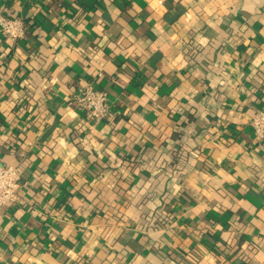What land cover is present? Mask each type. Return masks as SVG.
Here are the masks:
<instances>
[{
	"label": "crops",
	"instance_id": "1",
	"mask_svg": "<svg viewBox=\"0 0 264 264\" xmlns=\"http://www.w3.org/2000/svg\"><path fill=\"white\" fill-rule=\"evenodd\" d=\"M0 264H264V0H0ZM103 90L112 122L75 100Z\"/></svg>",
	"mask_w": 264,
	"mask_h": 264
},
{
	"label": "built area",
	"instance_id": "2",
	"mask_svg": "<svg viewBox=\"0 0 264 264\" xmlns=\"http://www.w3.org/2000/svg\"><path fill=\"white\" fill-rule=\"evenodd\" d=\"M0 31L15 40L24 37L26 25L20 17H9L0 13ZM75 100L85 111L87 119L112 122L114 112L103 90L87 84L76 94ZM251 121L254 135L264 137V110H257ZM22 184L17 167L0 160V209L17 200Z\"/></svg>",
	"mask_w": 264,
	"mask_h": 264
},
{
	"label": "trees",
	"instance_id": "3",
	"mask_svg": "<svg viewBox=\"0 0 264 264\" xmlns=\"http://www.w3.org/2000/svg\"><path fill=\"white\" fill-rule=\"evenodd\" d=\"M25 23V22H24ZM114 120V119H113Z\"/></svg>",
	"mask_w": 264,
	"mask_h": 264
}]
</instances>
